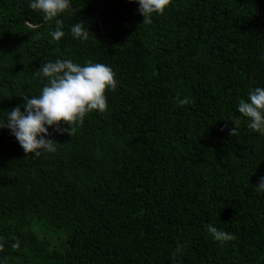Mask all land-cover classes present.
<instances>
[{
	"label": "trees",
	"instance_id": "obj_1",
	"mask_svg": "<svg viewBox=\"0 0 264 264\" xmlns=\"http://www.w3.org/2000/svg\"><path fill=\"white\" fill-rule=\"evenodd\" d=\"M28 3L0 0V119L49 61L103 63L118 84L74 135L49 130L54 154L0 129V264H264V135L237 111L264 87V0H173L150 24L129 0H72L60 41Z\"/></svg>",
	"mask_w": 264,
	"mask_h": 264
},
{
	"label": "clouds",
	"instance_id": "obj_2",
	"mask_svg": "<svg viewBox=\"0 0 264 264\" xmlns=\"http://www.w3.org/2000/svg\"><path fill=\"white\" fill-rule=\"evenodd\" d=\"M136 3L143 24H150L154 16H162L173 0H129ZM28 6L42 14L44 20L55 23L50 32L53 40L60 41L65 36L61 16L70 13L72 0H29ZM82 22L73 24L69 31L74 39L87 41L90 34ZM46 83L38 95L23 96L25 103L4 113L0 119V129H7L15 137L22 150L33 158L54 154L58 142L52 139L50 129L58 135L76 133L86 117L92 113H104L108 109L107 92H115L118 81L113 70L103 63L85 61L83 65L72 60H55L43 63L35 72ZM181 107L191 103L189 98L180 99ZM238 113L247 122V128L264 135V87H255L247 93L246 99L239 101ZM230 135L235 136L240 129L239 119L232 122ZM66 126V127H65ZM258 192L264 193V177L260 178ZM211 238L225 245L235 239L234 235L218 229L209 223L205 225ZM3 246L0 245V248ZM19 247V242L12 245ZM181 249L177 248L176 252Z\"/></svg>",
	"mask_w": 264,
	"mask_h": 264
}]
</instances>
